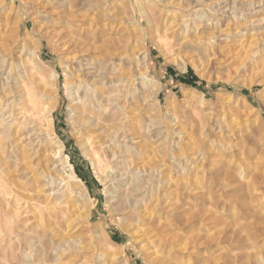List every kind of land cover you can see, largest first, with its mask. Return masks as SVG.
Wrapping results in <instances>:
<instances>
[{
    "label": "rangeland",
    "instance_id": "obj_1",
    "mask_svg": "<svg viewBox=\"0 0 264 264\" xmlns=\"http://www.w3.org/2000/svg\"><path fill=\"white\" fill-rule=\"evenodd\" d=\"M49 1L0 0V264H264V0ZM84 69L115 82L97 147Z\"/></svg>",
    "mask_w": 264,
    "mask_h": 264
},
{
    "label": "bare ground",
    "instance_id": "obj_2",
    "mask_svg": "<svg viewBox=\"0 0 264 264\" xmlns=\"http://www.w3.org/2000/svg\"><path fill=\"white\" fill-rule=\"evenodd\" d=\"M52 1H54V0H52ZM52 1H49L50 5L52 4L51 3ZM49 2H48V4H49ZM58 3H60V2H57V4ZM61 3L64 4L63 2H61ZM44 4H46V3H44ZM57 4L55 3L53 5H57ZM42 6H43V4H42ZM58 6H59V4H58ZM66 9H68V8L66 7ZM42 10H43V8H42ZM142 11H144V10L142 9ZM54 12H56V11H54ZM62 12L64 13V10H62ZM62 12H61V14H62ZM68 12H70V10L66 11V13H68ZM58 14H60V13H58ZM164 20L168 21V16L164 17ZM171 24H173V23H171ZM166 26H168V25H166ZM169 26H171V25H169ZM169 26H168V28H169ZM167 31H168V29H167ZM165 36L167 37V35H165ZM79 63H81L83 66L87 65V64H85L84 60L79 61ZM86 70H91V69H84V71L81 72V75H77L75 77L73 86H74V89L76 90V92H75L76 97L74 100H77V103L74 104L75 108H73V109H74V114L76 116V120L78 121L80 128H82V130H83V132L82 131L81 132L84 133V135L87 137V140H86L87 143L86 144L87 145L92 144L93 146L97 147L98 144H103V142L105 141L103 139V135H106V133H108L109 128H103L105 123H107L108 121H110L113 118V114L111 112H107V111L104 112L103 110L106 108L105 106H107V104L109 102H113V98L110 95H111V91H112L111 88L113 87V84L115 82H103L102 80L101 81L96 80L98 75H96V73H94V72H85ZM142 82H143L142 83L143 85L145 84L148 86V88L149 87L152 88V85H153V84H151L152 81H150L147 77H142ZM26 99H27L26 103L30 109V110H28L29 112L30 111L34 112L36 114L34 116L44 115L49 120L50 116L52 115V113L54 111V105H52V104L46 105L45 103H43L41 101V99L38 97V94L35 92L29 93L27 95ZM106 110H108V109H106ZM10 115H12V113H10ZM23 116L26 117L25 119H27V115H22V117ZM30 116H32V115H30ZM4 121L5 120L2 119L0 122H3V124H5ZM45 121H47V120H45ZM253 121L254 122L258 121V117H255V120H253ZM258 130L261 131L263 129L259 128ZM258 133H262V131L261 132L258 131ZM263 135H264V133H263ZM54 146H55V150L57 152L56 153L57 156L61 158L62 157L61 148L58 145H56V143H54ZM61 163L63 165L64 164L66 165L67 161L61 160ZM66 167H68V166H66ZM245 170H243L241 172V174L244 173ZM248 178H249V175H246V180ZM75 184L77 185V183H75ZM75 187H77V186H75ZM141 190L142 189L140 187L139 188L134 187V188H132L131 193H132V195L136 196V195H138V192H140ZM252 191L254 192L253 194H254L255 200L257 202L264 199V191L262 192L257 187L256 183L252 185ZM79 193L82 194V193H84V191L81 190V192H79ZM141 202H142V200H141ZM88 206L89 205H87V207ZM138 215L140 216V219L142 220L143 227H147V230L145 231L144 236L148 237V239H151V237L149 238V236H151L153 233H154V235L152 237H154L155 234L157 235L159 227H158V223L152 221L153 219L150 220V218L152 217V212H149V209L147 207L143 208L141 206V209L139 210ZM156 237H158V236H156Z\"/></svg>",
    "mask_w": 264,
    "mask_h": 264
}]
</instances>
